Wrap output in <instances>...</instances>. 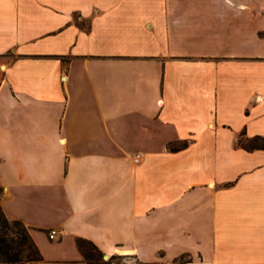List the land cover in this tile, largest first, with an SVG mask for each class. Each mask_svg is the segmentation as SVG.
<instances>
[{"label": "crops", "instance_id": "1", "mask_svg": "<svg viewBox=\"0 0 264 264\" xmlns=\"http://www.w3.org/2000/svg\"><path fill=\"white\" fill-rule=\"evenodd\" d=\"M252 140L264 0H0V206L35 264H85L79 237L160 264H264Z\"/></svg>", "mask_w": 264, "mask_h": 264}, {"label": "trees", "instance_id": "2", "mask_svg": "<svg viewBox=\"0 0 264 264\" xmlns=\"http://www.w3.org/2000/svg\"><path fill=\"white\" fill-rule=\"evenodd\" d=\"M184 145L185 142H183L182 146ZM245 146L250 149L254 147L264 148V143L263 141L256 143L252 140ZM169 148L175 149L172 145H170ZM12 226H15V229H13ZM10 234L12 236H10ZM76 246L81 252L85 264H123L114 261L115 255H111L108 259H104V253L91 240L79 237L76 239ZM0 257L10 262L20 260L23 257L35 263L42 260V255L30 236L27 227L20 220H9L3 213L1 206Z\"/></svg>", "mask_w": 264, "mask_h": 264}, {"label": "rangeland", "instance_id": "3", "mask_svg": "<svg viewBox=\"0 0 264 264\" xmlns=\"http://www.w3.org/2000/svg\"><path fill=\"white\" fill-rule=\"evenodd\" d=\"M1 193V192H0ZM13 229H15V226H12ZM12 234V233H11ZM10 234V236H12ZM163 252H159V255H162ZM106 254V253H104ZM115 255V262H121L123 264H160L158 261H145L142 259H139L138 257H136V255L133 254H127V253H115L112 254ZM111 255H109L110 257ZM246 259V260H244ZM0 264H35V262L29 261L26 258H22L20 260L14 261V262H10V261H5L2 257H0ZM192 257H190L189 254L185 253L182 255H179L178 257H176L174 259V261L178 262V263H184V262H188L191 261ZM236 264H251L253 263V258L249 257V255L247 256V258H243V256L240 255L239 259L236 258ZM244 261V262H242Z\"/></svg>", "mask_w": 264, "mask_h": 264}, {"label": "built area", "instance_id": "4", "mask_svg": "<svg viewBox=\"0 0 264 264\" xmlns=\"http://www.w3.org/2000/svg\"><path fill=\"white\" fill-rule=\"evenodd\" d=\"M140 158H141L140 153H135V154L133 155L132 160H133L134 163H138V162L140 161ZM57 233H58L57 230L54 229V228H51V229L48 230V232H47L48 237H49L50 239L55 238L56 235H57Z\"/></svg>", "mask_w": 264, "mask_h": 264}, {"label": "water", "instance_id": "5", "mask_svg": "<svg viewBox=\"0 0 264 264\" xmlns=\"http://www.w3.org/2000/svg\"><path fill=\"white\" fill-rule=\"evenodd\" d=\"M103 258L104 259H108L109 258V255L108 254H103Z\"/></svg>", "mask_w": 264, "mask_h": 264}]
</instances>
